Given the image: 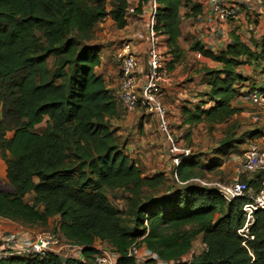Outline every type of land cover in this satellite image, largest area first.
<instances>
[{
	"label": "trees",
	"instance_id": "1",
	"mask_svg": "<svg viewBox=\"0 0 264 264\" xmlns=\"http://www.w3.org/2000/svg\"><path fill=\"white\" fill-rule=\"evenodd\" d=\"M155 3L154 31L167 37L176 61L182 18H194L200 9L191 0ZM127 8V0H0V98L15 119L10 139H3L0 127L5 182L13 190L0 188V218L44 227L57 217L58 231L82 248L87 261L10 256L0 264H89L99 253L95 247L116 250V264H135L127 257L133 244L178 264H264V211L255 213L247 233L252 239L238 234L251 199L226 202L215 190L189 186L200 174L191 156L180 161L174 184L166 187L164 174L143 177L124 153L110 125L119 114L115 97L95 74L99 51L87 42L107 17L124 28ZM253 47L238 37L217 54L190 47L220 70L204 72L213 105L183 111L186 124L213 126L237 114L231 101L242 81L238 69L246 61H264V37ZM41 123L44 131L35 132ZM247 184L259 191L256 182ZM119 190L129 196L135 232L122 227V212L105 196ZM144 192L153 194L138 203ZM198 237L203 250L182 261Z\"/></svg>",
	"mask_w": 264,
	"mask_h": 264
},
{
	"label": "crops",
	"instance_id": "2",
	"mask_svg": "<svg viewBox=\"0 0 264 264\" xmlns=\"http://www.w3.org/2000/svg\"><path fill=\"white\" fill-rule=\"evenodd\" d=\"M191 2L199 7L200 13L194 18H182L181 35L177 40L181 54L176 61L168 52L167 37L155 33L151 38L148 33L147 16L151 0H127L126 26L118 29L107 17L97 24L94 30L102 26V23L110 22V33L104 34L102 41L88 44L99 51L100 63L95 68V74L104 81L113 97L119 88V73L113 60L114 49H118L123 42H130L143 67L147 50L152 43L155 44L165 57L170 77L163 90L162 103L172 133L182 147L184 140L181 141L177 133L186 129V134L191 135L193 140L191 145L196 151L191 157L193 161L199 163L200 172L204 174L216 169L224 158L232 156L241 146L238 160L231 157L237 162L229 178L232 182L237 176L247 145L250 142L257 144L264 142V105L258 107L244 99V96L254 89L264 91V61H246L239 67L238 74L242 81L236 86L237 96L231 101V106L238 110L237 114L222 124L207 126L205 123H198L189 126L185 123L186 116L183 111L193 112L201 104L208 110L213 105L207 96L209 87L205 70H220L219 64L202 57L190 47L198 44L205 51L217 54L231 46L233 39L238 37L242 43L256 51L253 46H259L264 37V0H228L230 4L236 5L239 13L235 21L228 23L216 21L208 12L203 0ZM185 13L187 10L182 8L181 16ZM118 111V116L110 120V125L123 144L124 153L139 169H147L150 166L151 172L146 174L142 172L143 177L164 174L166 187L169 186L168 180L175 178V168L167 155V143L158 132L157 114L150 113L144 108H138L130 114L123 113L119 108ZM254 116L259 117L257 122L253 120ZM216 131H219L218 135L215 134ZM191 182L188 183L189 186L202 189ZM29 233L32 231L24 232L17 224L0 218V241L13 235L25 236Z\"/></svg>",
	"mask_w": 264,
	"mask_h": 264
},
{
	"label": "built area",
	"instance_id": "3",
	"mask_svg": "<svg viewBox=\"0 0 264 264\" xmlns=\"http://www.w3.org/2000/svg\"><path fill=\"white\" fill-rule=\"evenodd\" d=\"M208 12L216 21L228 23L235 21L238 16L236 5L228 0H203ZM238 3V2H237ZM157 5L151 0L147 16V29L151 38L155 36V14ZM113 60L119 73V88L115 95L117 107L125 114H130L138 108H144L158 116V132L167 143V155L171 164L176 168L182 159L191 156V149L182 147L167 120V112L162 103V94L170 77L166 69V61L162 52L152 43L145 54V64L142 67L133 51L130 42H123L113 53ZM252 105L262 107L264 105V91L254 89L244 96ZM254 121L259 117L254 116ZM253 181L259 185V191L255 194L248 187V182ZM226 202L239 197H247L251 203L243 206L244 225L238 234L245 239L248 237L249 228L255 222V213L264 211V142L257 144L250 142L244 151L236 178L219 193ZM99 252L89 260V264H116V255L104 252L103 248L95 247ZM0 258L10 256H31L44 259L52 255L66 260L68 258L86 263L82 255V248L72 245L60 235L51 231L32 232L28 235L10 236L0 242ZM66 253V254H65ZM65 254V255H64ZM198 251L192 249L182 260H191ZM7 255V256H6ZM127 257L134 260L135 264H178L180 261H162L154 253L136 244L130 246Z\"/></svg>",
	"mask_w": 264,
	"mask_h": 264
},
{
	"label": "rangeland",
	"instance_id": "4",
	"mask_svg": "<svg viewBox=\"0 0 264 264\" xmlns=\"http://www.w3.org/2000/svg\"><path fill=\"white\" fill-rule=\"evenodd\" d=\"M102 24H103L102 26H98L97 30H94V32L91 33V35L89 36V40H88L87 44L89 42H95V41L100 42L104 39V37H105L104 34L108 35L110 33L111 23L110 22H107V23L104 22ZM116 50H117V48L114 49V52ZM48 63H49V66H51L52 65V59H49ZM0 100H1L0 101V127H1L2 134H3V139H10L13 135L15 119L12 116V114L10 112H8V108L5 105V102L1 98H0ZM44 128H45V123H41V125H39L34 131L38 132V133H42L44 131ZM218 132L219 131H216L215 134L218 135ZM186 133H187V130L184 129L183 131L178 132L177 134L180 135L179 138L181 141L184 140L183 141L184 148L191 149V154L193 155L196 152L192 148L193 145H191L193 143V140L191 139V135L188 136V134H186ZM212 138H214V136ZM240 149H241V146L237 149L236 152L233 153L232 156L224 158L221 161V163L219 164V166L216 169H214L212 172L209 171L208 173H205V174L200 172L197 179L195 181L191 182V184L195 185V186H199L204 190H210L211 189V190H215L216 192L220 193V191H222V188L226 187L230 183L229 178L232 176L231 172L235 169L236 163H237V162L233 161V159L236 158V160H238V157L240 156V153H241ZM204 155L205 154H202V156H204ZM205 156L208 157L207 155H205ZM140 163H145V162L140 161ZM138 165L140 166V164H138ZM140 170H141V172H143L145 174H146V172H149V173L151 172L150 166H148L147 169L146 168L145 169L140 168ZM2 172L4 173V170L1 171V174H0V188H2V190H8L6 187L4 188L5 180H4ZM168 181H169V184H168L169 186L174 184L173 178L171 180H168ZM174 186L178 187V185H174ZM152 194L153 193H150V192H147V193L144 192L141 197L137 198V202L143 204V202L146 201V199L148 197L152 196ZM105 196L107 198V201L111 204V206L113 208H115L117 211L122 212V215H121L122 216L121 219L123 222L122 227L125 230H127L128 232H135V230H134L135 229L134 228L135 222H134V219L132 218V216L130 215V213L132 212V206H131V203L129 201L128 194L123 190L107 191V192H105ZM29 199L30 198H28V200ZM15 224H17L18 227H20L22 229V231H24V232L26 230L32 231L35 233H38L41 231H51V232L57 233L63 239H65V237H63L61 232L58 231L59 229H58V218L57 217L50 219L48 221L47 225L44 227L43 226L42 227L31 226V225L21 224V223H15ZM104 248H106V247H104ZM193 249L196 250V252L198 251V253H200L203 250L201 237H198L194 241ZM5 252H9V251H4V252L0 253V255H3ZM186 261H188V260H186Z\"/></svg>",
	"mask_w": 264,
	"mask_h": 264
},
{
	"label": "water",
	"instance_id": "5",
	"mask_svg": "<svg viewBox=\"0 0 264 264\" xmlns=\"http://www.w3.org/2000/svg\"><path fill=\"white\" fill-rule=\"evenodd\" d=\"M2 167H3V170L5 171V169H6V166H5V164L4 163H2ZM3 177H4V180H5V174L3 173ZM7 188L8 189V191L12 194L13 193V190L6 184V182H5V185H4V188ZM1 190V189H0ZM103 251L104 252H109V253H111V254H113V255H116L117 254V251L116 250H111V249H108V248H103Z\"/></svg>",
	"mask_w": 264,
	"mask_h": 264
},
{
	"label": "flooded vegetation",
	"instance_id": "6",
	"mask_svg": "<svg viewBox=\"0 0 264 264\" xmlns=\"http://www.w3.org/2000/svg\"><path fill=\"white\" fill-rule=\"evenodd\" d=\"M2 163H3V161H2V159H1V157H0V174H1V171H3ZM2 173H3V172H2Z\"/></svg>",
	"mask_w": 264,
	"mask_h": 264
}]
</instances>
